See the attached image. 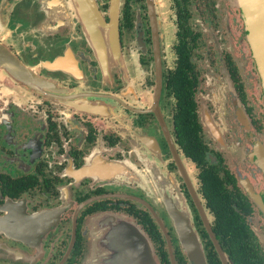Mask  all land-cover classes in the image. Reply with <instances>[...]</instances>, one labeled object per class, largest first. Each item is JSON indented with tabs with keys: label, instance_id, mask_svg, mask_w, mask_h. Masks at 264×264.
<instances>
[{
	"label": "flooded vegetation",
	"instance_id": "af4514ba",
	"mask_svg": "<svg viewBox=\"0 0 264 264\" xmlns=\"http://www.w3.org/2000/svg\"><path fill=\"white\" fill-rule=\"evenodd\" d=\"M244 36L232 0H0V264H83L105 213L155 264H191L177 219L205 264H264Z\"/></svg>",
	"mask_w": 264,
	"mask_h": 264
},
{
	"label": "water",
	"instance_id": "95a60500",
	"mask_svg": "<svg viewBox=\"0 0 264 264\" xmlns=\"http://www.w3.org/2000/svg\"><path fill=\"white\" fill-rule=\"evenodd\" d=\"M233 7L240 12L244 25V39L255 62L264 94V0H232ZM114 16L111 14V26ZM89 111L95 112L97 106ZM264 213V212H263ZM92 238L102 244L94 247L83 264L103 260L104 264H155L149 243L142 231L127 225L121 216L102 214L97 217ZM178 239L191 264H205L197 242L185 219L176 220Z\"/></svg>",
	"mask_w": 264,
	"mask_h": 264
},
{
	"label": "trees",
	"instance_id": "16d2710c",
	"mask_svg": "<svg viewBox=\"0 0 264 264\" xmlns=\"http://www.w3.org/2000/svg\"><path fill=\"white\" fill-rule=\"evenodd\" d=\"M183 147H184V150H185L186 154H187L188 156H190L192 159H194V153H193V151H192L191 143H189V142H184V143H183Z\"/></svg>",
	"mask_w": 264,
	"mask_h": 264
},
{
	"label": "rangeland",
	"instance_id": "374dc122",
	"mask_svg": "<svg viewBox=\"0 0 264 264\" xmlns=\"http://www.w3.org/2000/svg\"><path fill=\"white\" fill-rule=\"evenodd\" d=\"M252 57V56H251ZM255 63V62H254ZM256 66V65H255ZM263 101H264V94H263Z\"/></svg>",
	"mask_w": 264,
	"mask_h": 264
}]
</instances>
